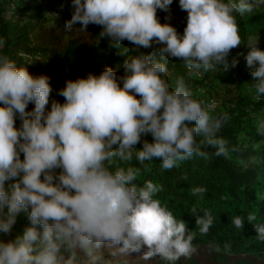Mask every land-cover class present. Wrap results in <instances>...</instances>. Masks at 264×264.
I'll list each match as a JSON object with an SVG mask.
<instances>
[{
	"label": "clouds",
	"instance_id": "obj_1",
	"mask_svg": "<svg viewBox=\"0 0 264 264\" xmlns=\"http://www.w3.org/2000/svg\"><path fill=\"white\" fill-rule=\"evenodd\" d=\"M172 3L72 0L64 31L79 22L77 31L86 33L95 24L102 29L96 46L107 41L120 49L127 40L139 54L126 58L122 76L108 67L65 81L58 91L63 103L52 99L46 107L52 92L48 75L34 76L0 56V234L11 233L22 212L30 222L14 239L0 240V264H96L105 247L113 254L142 253L145 261L158 255L174 264L196 252V233L157 198L161 185L136 183L141 167L131 162L135 158L144 166L158 159L169 170L194 154L207 158L202 146L227 155L226 141L217 136L227 117L213 116L214 105L206 108L193 98L183 78L173 88L166 79L167 60H182L190 71L221 64L227 71L230 50L242 43L237 16L252 13L264 0H178L187 12L182 34L157 17L159 9L170 20ZM256 42L248 44L245 59L255 93L262 96L264 51ZM4 44L0 38V47ZM154 45L160 46L141 51ZM236 64L233 59L231 67ZM258 131L264 133V122ZM148 136L151 140L143 139ZM204 192L193 189L194 195ZM193 213L206 234L214 217ZM255 219L249 215L248 222ZM243 222L239 216L232 220L238 229ZM253 224L264 241V224Z\"/></svg>",
	"mask_w": 264,
	"mask_h": 264
},
{
	"label": "trees",
	"instance_id": "obj_2",
	"mask_svg": "<svg viewBox=\"0 0 264 264\" xmlns=\"http://www.w3.org/2000/svg\"><path fill=\"white\" fill-rule=\"evenodd\" d=\"M47 9L26 0H0V38L5 41L0 47V56H7L18 66H26L28 71L32 58L40 54L46 56L47 63L37 67L50 77L52 92L46 107H50L52 99L64 102V97L59 96L58 91L64 87L65 81L86 77L89 72L99 74L108 67L122 76V65L126 58L139 54L131 50L134 45L127 40L122 42L120 49L107 41L96 46L94 40L102 29L95 24L88 25L90 33L87 40L64 42V25L71 19L73 7L61 15L64 20L57 28L47 26V20H56L46 16ZM170 9V20L165 19L169 14L159 9L157 17L160 23H170L182 34L187 12L180 9L178 0H173ZM237 23L242 43L230 52L236 50L246 54L250 38L264 36V5H256L252 13L237 16ZM75 25L82 26L79 22ZM159 46L141 51L151 53ZM29 73L41 75L38 72ZM167 73L170 76L166 79L173 88L176 81L183 78L192 94L203 86V79L209 74L201 71L203 79L197 80L191 77L184 61L179 59L167 60ZM246 88L245 82L239 78L230 91L234 94V102L216 114L217 117H227L217 133L219 138L226 141L227 155L218 156L215 148L202 146L201 150L207 153V158L194 154L169 170L163 169L158 159L146 161L141 166L133 158L131 164L141 167V174L136 180L138 185L143 186L146 181H151L162 186L157 198L177 219L186 223L187 230L196 233L193 240L196 250H213L223 262L233 257L238 259V264H264V241L257 238L253 224H264V133L251 124L249 115V109H264V102H253ZM201 102L205 106L203 100ZM33 108L34 104L30 103L28 110ZM20 124L17 118L15 126L19 127ZM143 139L151 140V137ZM197 140H202V137H197ZM197 187L205 188L206 192L194 195L193 189ZM193 209H196L195 214L202 217L206 211L214 217L206 234L200 233ZM249 215L256 217L253 223L248 222ZM235 216L244 220L241 229L232 223ZM29 223L27 214L22 212L15 224L26 228ZM226 244L229 247L226 248ZM156 264L170 262L157 255Z\"/></svg>",
	"mask_w": 264,
	"mask_h": 264
},
{
	"label": "rangeland",
	"instance_id": "obj_3",
	"mask_svg": "<svg viewBox=\"0 0 264 264\" xmlns=\"http://www.w3.org/2000/svg\"><path fill=\"white\" fill-rule=\"evenodd\" d=\"M27 1V0H26ZM34 4L45 6L47 9V13L52 6V0H33ZM61 1V0H60ZM61 3L67 4L66 0L61 1ZM70 5H67V7ZM72 8V7H71ZM70 9V7H69ZM68 9V10H69ZM66 10L63 14L67 13ZM62 14V16H63ZM10 16V15H8ZM56 18V20H47V26L50 28H57L61 22H63L64 17ZM81 25L73 26L71 32H66L63 35L64 42L68 40H87L89 38V31L86 29V33L77 31L80 29ZM55 32V31H54ZM257 41V42H256ZM256 46L264 51V36L262 37H252L250 38V44L255 43ZM250 47L247 48V53L244 54L243 52L233 50L229 53L227 57V61L230 65L227 71L223 70V65H218V69L207 71L209 72L208 77L203 79L201 71H190L191 77L197 80H205L202 87H199L192 95L193 98L201 101L203 100L205 107L207 108L209 105H214L211 114L216 116L219 111L226 109L230 106L234 101V94L230 91L239 81V78L245 82L247 85V94L250 96L251 100L255 103L257 102H264V95L257 96L255 93V89L253 83H255V78L251 75V69H249L246 65V55L250 51ZM233 59L237 60V64L235 67H231V63ZM46 56L43 54L38 55L35 58H32L29 62V71L33 74L38 72L39 74H46L44 70L37 69L38 66H44L46 64ZM258 66V65H257ZM35 67V69H34ZM169 73H166V77H169ZM263 99V100H262ZM249 115L251 124L257 128L260 127V124L264 122V109H249ZM9 182H6V185ZM24 227L20 226L19 224H14L11 233L9 234H0V240L4 242H8L15 238L16 235L21 234L24 231ZM115 252L114 249L111 248H103L98 253L99 259L96 261V264H156V257L145 261L141 256L142 253L138 252H131L128 255L126 254H113ZM237 258L229 257L228 262H223L220 259L216 252L210 249H200L196 250L195 253L192 254L189 258L182 257L178 264H238Z\"/></svg>",
	"mask_w": 264,
	"mask_h": 264
},
{
	"label": "bare ground",
	"instance_id": "obj_4",
	"mask_svg": "<svg viewBox=\"0 0 264 264\" xmlns=\"http://www.w3.org/2000/svg\"><path fill=\"white\" fill-rule=\"evenodd\" d=\"M45 1H47V0H45ZM56 5L58 6L59 10H56ZM67 5H70V4L69 3L63 4V3H61L60 0H52V6L50 7L49 12L46 13V16L50 19L59 18L66 10L69 9L70 6L67 7ZM71 7H72V2H71Z\"/></svg>",
	"mask_w": 264,
	"mask_h": 264
},
{
	"label": "built area",
	"instance_id": "obj_5",
	"mask_svg": "<svg viewBox=\"0 0 264 264\" xmlns=\"http://www.w3.org/2000/svg\"><path fill=\"white\" fill-rule=\"evenodd\" d=\"M43 2V0H41ZM69 4H70V8H71V2L72 0H66ZM56 10H59L58 6L56 5Z\"/></svg>",
	"mask_w": 264,
	"mask_h": 264
},
{
	"label": "crops",
	"instance_id": "obj_6",
	"mask_svg": "<svg viewBox=\"0 0 264 264\" xmlns=\"http://www.w3.org/2000/svg\"><path fill=\"white\" fill-rule=\"evenodd\" d=\"M61 1H64V0H61ZM27 3H30V4H34V1L33 0H27Z\"/></svg>",
	"mask_w": 264,
	"mask_h": 264
}]
</instances>
